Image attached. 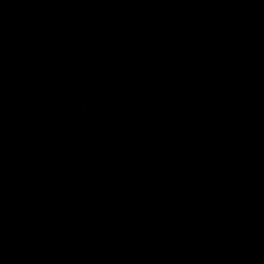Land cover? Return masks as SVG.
Returning a JSON list of instances; mask_svg holds the SVG:
<instances>
[{
  "label": "water",
  "instance_id": "95a60500",
  "mask_svg": "<svg viewBox=\"0 0 264 264\" xmlns=\"http://www.w3.org/2000/svg\"><path fill=\"white\" fill-rule=\"evenodd\" d=\"M0 264H264V0H0Z\"/></svg>",
  "mask_w": 264,
  "mask_h": 264
}]
</instances>
